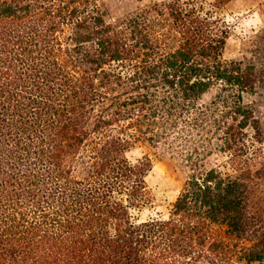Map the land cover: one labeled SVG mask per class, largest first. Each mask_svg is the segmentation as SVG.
<instances>
[{
	"label": "trees",
	"instance_id": "1",
	"mask_svg": "<svg viewBox=\"0 0 264 264\" xmlns=\"http://www.w3.org/2000/svg\"><path fill=\"white\" fill-rule=\"evenodd\" d=\"M227 1L0 0V264H264V69L224 58ZM136 144L188 172L167 218L133 216Z\"/></svg>",
	"mask_w": 264,
	"mask_h": 264
},
{
	"label": "rangeland",
	"instance_id": "2",
	"mask_svg": "<svg viewBox=\"0 0 264 264\" xmlns=\"http://www.w3.org/2000/svg\"><path fill=\"white\" fill-rule=\"evenodd\" d=\"M101 1L107 14V20L114 21L161 0ZM203 1L213 2L214 0ZM207 7L211 6L207 4ZM217 11L229 26L224 58L252 61L264 69V0H229ZM246 102L251 103L254 107L264 136V84L258 87L256 94L247 96ZM250 134H253V130L250 131ZM256 146L261 147L264 152V143H256ZM127 156L133 163H137L145 157L152 159V167L146 176L152 201L140 210H132L134 218L138 221L150 218H167L173 202L188 177V172L177 158L147 144H136L127 152ZM212 164L224 172H235L229 164L227 155L213 156ZM261 182L263 185L257 193L259 196L264 195V177ZM259 199L260 197H256L255 202L257 203Z\"/></svg>",
	"mask_w": 264,
	"mask_h": 264
}]
</instances>
